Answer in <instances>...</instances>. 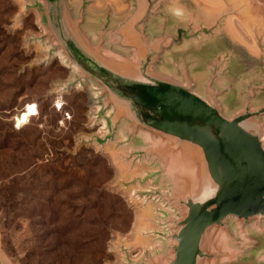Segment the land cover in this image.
<instances>
[{
  "label": "water",
  "instance_id": "1",
  "mask_svg": "<svg viewBox=\"0 0 264 264\" xmlns=\"http://www.w3.org/2000/svg\"><path fill=\"white\" fill-rule=\"evenodd\" d=\"M27 1L42 29L39 40L74 69L68 85L95 91L92 119L105 133L94 142L121 135L130 164L153 168L147 174L153 185L133 195L158 206L150 232L158 250L136 262L126 255L123 264L248 258L251 237L264 235V71L240 89L224 58L199 66L180 60L187 47L220 33L234 11L210 25L181 24L177 0H124L129 9L117 22L88 12L86 0L77 7L69 0Z\"/></svg>",
  "mask_w": 264,
  "mask_h": 264
},
{
  "label": "rangeland",
  "instance_id": "2",
  "mask_svg": "<svg viewBox=\"0 0 264 264\" xmlns=\"http://www.w3.org/2000/svg\"><path fill=\"white\" fill-rule=\"evenodd\" d=\"M80 1L69 0L75 7ZM86 1L88 12L117 22L129 9L124 0ZM177 2L181 24L210 25L234 11L220 33L187 47L180 60L199 66L224 58L225 72L240 89L259 78L264 0ZM41 35L27 0H0V264H123L126 255L136 262L157 249L150 232L158 206L133 195L153 185L147 178L153 168L130 164L121 135L94 142L105 133L92 119L95 91L89 84L68 85L74 69ZM251 238L253 248L240 264H264V235Z\"/></svg>",
  "mask_w": 264,
  "mask_h": 264
},
{
  "label": "bare ground",
  "instance_id": "3",
  "mask_svg": "<svg viewBox=\"0 0 264 264\" xmlns=\"http://www.w3.org/2000/svg\"><path fill=\"white\" fill-rule=\"evenodd\" d=\"M59 56H60V55H59ZM60 58H61V60H62V57H61V56H60ZM72 71H73V70H72ZM59 106L62 107L63 104H60ZM56 107H58V106H56ZM60 107L58 108V110H60ZM31 108H32V109H31ZM31 110L33 111L34 108H33V107H30L29 110H28L29 114H30V115H33L35 112H32ZM24 120H25V118H23V121H24Z\"/></svg>",
  "mask_w": 264,
  "mask_h": 264
},
{
  "label": "built area",
  "instance_id": "4",
  "mask_svg": "<svg viewBox=\"0 0 264 264\" xmlns=\"http://www.w3.org/2000/svg\"><path fill=\"white\" fill-rule=\"evenodd\" d=\"M55 109L58 110V107H56V105H55ZM66 117H69V115H67Z\"/></svg>",
  "mask_w": 264,
  "mask_h": 264
}]
</instances>
